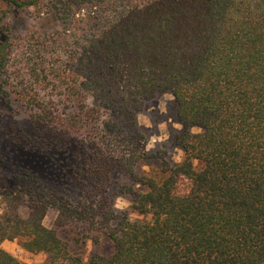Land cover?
Returning <instances> with one entry per match:
<instances>
[{
    "label": "trees",
    "instance_id": "1",
    "mask_svg": "<svg viewBox=\"0 0 264 264\" xmlns=\"http://www.w3.org/2000/svg\"><path fill=\"white\" fill-rule=\"evenodd\" d=\"M166 92L177 162L137 119ZM0 103L25 121L0 133L55 161L51 184L0 185V264L15 239L44 264H264V0H0ZM66 231L113 250L84 260Z\"/></svg>",
    "mask_w": 264,
    "mask_h": 264
},
{
    "label": "rangeland",
    "instance_id": "2",
    "mask_svg": "<svg viewBox=\"0 0 264 264\" xmlns=\"http://www.w3.org/2000/svg\"><path fill=\"white\" fill-rule=\"evenodd\" d=\"M36 17V12L33 9L23 12L16 20L20 31H24L26 27L38 25ZM2 106L3 104L0 103V129L11 124H25L23 114L4 109ZM137 119L140 129L146 137L147 152L157 156L162 155L172 162H177L182 158V150L173 144V137L181 129V124L177 120L176 104L170 93L166 92L145 100ZM191 131L196 133L200 129L193 127ZM153 160L156 161L151 160V163L157 165V159ZM54 164L55 161L46 154L17 147L0 133V185L6 186L8 189H18L29 177L51 184L55 178ZM143 169L148 170V165H144ZM114 179L116 185L130 183V178L126 174L116 173ZM114 207L117 210H126L130 219L149 218V216L139 214L131 208V197L126 194L115 197ZM21 211L25 212L26 209L22 207ZM55 215V210H48L44 224L52 226ZM65 236L69 240L70 252L80 255L84 260H87L93 253L109 255L113 250L111 240L105 235H101L96 243L89 238L86 241L77 242L67 231ZM2 247L13 254L21 264H44L46 260L45 253H33L24 249L19 239L4 240Z\"/></svg>",
    "mask_w": 264,
    "mask_h": 264
}]
</instances>
